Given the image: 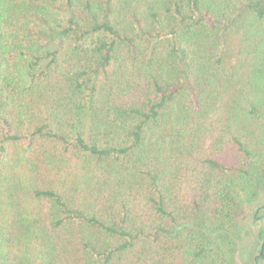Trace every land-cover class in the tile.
Instances as JSON below:
<instances>
[{
	"label": "trees",
	"instance_id": "obj_1",
	"mask_svg": "<svg viewBox=\"0 0 264 264\" xmlns=\"http://www.w3.org/2000/svg\"><path fill=\"white\" fill-rule=\"evenodd\" d=\"M263 172L264 0H0V264H234Z\"/></svg>",
	"mask_w": 264,
	"mask_h": 264
},
{
	"label": "rangeland",
	"instance_id": "obj_2",
	"mask_svg": "<svg viewBox=\"0 0 264 264\" xmlns=\"http://www.w3.org/2000/svg\"><path fill=\"white\" fill-rule=\"evenodd\" d=\"M40 35L47 40L50 39V32L46 29L45 31L42 30ZM55 43L56 39L51 38L48 48H53ZM260 207L264 208V172L258 178L254 194L250 198H245L243 205L235 214L234 264H254V257L257 255L262 242L261 234H264V222L256 220V216L260 218L263 216L262 210L257 213Z\"/></svg>",
	"mask_w": 264,
	"mask_h": 264
},
{
	"label": "flooded vegetation",
	"instance_id": "obj_3",
	"mask_svg": "<svg viewBox=\"0 0 264 264\" xmlns=\"http://www.w3.org/2000/svg\"><path fill=\"white\" fill-rule=\"evenodd\" d=\"M262 210L263 211V216L260 218L259 216H256V220H261L262 222H264V208L260 207L257 211V213ZM262 235L264 236V234L262 233ZM264 239L262 240L261 244L263 243ZM261 247V245H260ZM260 247H259V251L257 253V255L254 257V264H264V258L262 257L263 256V253L262 255H259V252H260Z\"/></svg>",
	"mask_w": 264,
	"mask_h": 264
},
{
	"label": "water",
	"instance_id": "obj_4",
	"mask_svg": "<svg viewBox=\"0 0 264 264\" xmlns=\"http://www.w3.org/2000/svg\"><path fill=\"white\" fill-rule=\"evenodd\" d=\"M263 249H264V241H263V243L261 244L259 255H262V253H263Z\"/></svg>",
	"mask_w": 264,
	"mask_h": 264
}]
</instances>
